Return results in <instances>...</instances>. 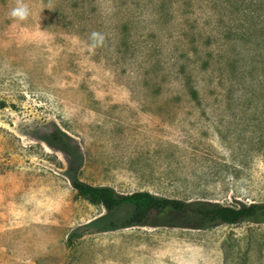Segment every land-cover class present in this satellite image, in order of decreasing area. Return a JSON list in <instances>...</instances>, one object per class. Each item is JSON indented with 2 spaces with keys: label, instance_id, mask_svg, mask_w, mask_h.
<instances>
[{
  "label": "rangeland",
  "instance_id": "rangeland-1",
  "mask_svg": "<svg viewBox=\"0 0 264 264\" xmlns=\"http://www.w3.org/2000/svg\"><path fill=\"white\" fill-rule=\"evenodd\" d=\"M261 5L0 0V264H264V220L98 228L131 208L78 197L45 142L64 132L78 177L119 194L264 203Z\"/></svg>",
  "mask_w": 264,
  "mask_h": 264
},
{
  "label": "trees",
  "instance_id": "trees-1",
  "mask_svg": "<svg viewBox=\"0 0 264 264\" xmlns=\"http://www.w3.org/2000/svg\"><path fill=\"white\" fill-rule=\"evenodd\" d=\"M264 8V0H260ZM256 3V2H255ZM254 17V16H252ZM257 24H251L246 29L236 28L239 35L254 36ZM256 29V30H255ZM264 34V29H262ZM232 33V30L228 31ZM192 97L198 93L191 89ZM45 142L55 145L71 157L68 165V178L76 195L89 204L101 206L107 214L121 207H130V215L120 222H107L106 216L100 220L98 228L115 229L129 227H181L193 228L206 224L235 225L244 221L264 220V203H241L239 206L222 205L216 202L191 201L161 197L148 191H136L129 194H119L109 186H94L82 181L77 174L81 164L78 148L71 145V138L60 130L52 131L45 137Z\"/></svg>",
  "mask_w": 264,
  "mask_h": 264
},
{
  "label": "clouds",
  "instance_id": "clouds-1",
  "mask_svg": "<svg viewBox=\"0 0 264 264\" xmlns=\"http://www.w3.org/2000/svg\"><path fill=\"white\" fill-rule=\"evenodd\" d=\"M30 14V10L27 5L18 3L17 6L10 10L9 15L17 20L23 21Z\"/></svg>",
  "mask_w": 264,
  "mask_h": 264
}]
</instances>
